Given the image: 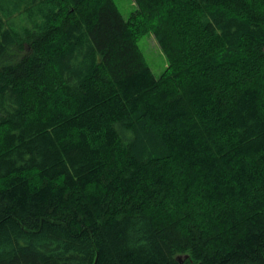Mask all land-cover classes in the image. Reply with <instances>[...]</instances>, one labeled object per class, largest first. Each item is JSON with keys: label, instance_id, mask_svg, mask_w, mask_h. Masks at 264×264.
<instances>
[{"label": "trees", "instance_id": "16d2710c", "mask_svg": "<svg viewBox=\"0 0 264 264\" xmlns=\"http://www.w3.org/2000/svg\"><path fill=\"white\" fill-rule=\"evenodd\" d=\"M134 2L0 0V264H264V0Z\"/></svg>", "mask_w": 264, "mask_h": 264}, {"label": "rangeland", "instance_id": "374dc122", "mask_svg": "<svg viewBox=\"0 0 264 264\" xmlns=\"http://www.w3.org/2000/svg\"><path fill=\"white\" fill-rule=\"evenodd\" d=\"M125 19H128L130 15L136 10V4L134 0H114ZM139 46L151 67L153 73L159 77L167 68V58L159 47L154 35L148 33L140 38ZM189 256V255H184ZM189 258V257H188ZM186 261V260H185ZM184 261V262H185ZM183 262V263H184ZM182 263V264H183Z\"/></svg>", "mask_w": 264, "mask_h": 264}, {"label": "water", "instance_id": "95a60500", "mask_svg": "<svg viewBox=\"0 0 264 264\" xmlns=\"http://www.w3.org/2000/svg\"><path fill=\"white\" fill-rule=\"evenodd\" d=\"M189 256H179L178 261L182 264Z\"/></svg>", "mask_w": 264, "mask_h": 264}]
</instances>
